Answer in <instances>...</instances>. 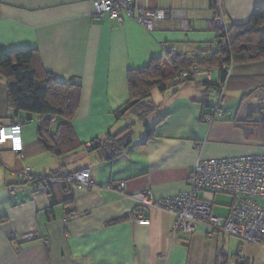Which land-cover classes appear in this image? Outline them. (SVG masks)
I'll return each mask as SVG.
<instances>
[{
    "label": "crops",
    "instance_id": "crops-1",
    "mask_svg": "<svg viewBox=\"0 0 264 264\" xmlns=\"http://www.w3.org/2000/svg\"><path fill=\"white\" fill-rule=\"evenodd\" d=\"M134 3L165 11L168 21L149 32L129 20L120 25L98 18L91 0H0V52L35 51L40 79L49 75L82 87L73 120L50 121L52 144L60 151L55 154L39 137V117L15 111L0 77V129L17 118L27 120L21 159L10 142L0 144V264H264L263 246L219 234L210 238L204 226L192 236L173 238L172 215L133 199L143 192L156 200L185 192L199 159L264 153V60L234 66L217 114L212 84L223 77L218 68L210 80L202 75L153 90L145 121L139 110L117 119L130 99L128 72L165 57L161 44L178 55L217 51L216 0ZM258 6L264 0H223L228 27L246 24ZM205 116H213L212 125ZM128 128L131 141L119 145L123 137L117 135ZM26 167L32 176L50 179L48 189L23 183ZM85 168L95 186L63 180ZM116 183H125L124 195L108 188ZM138 215L149 225H139ZM13 234L37 240L12 241Z\"/></svg>",
    "mask_w": 264,
    "mask_h": 264
},
{
    "label": "built area",
    "instance_id": "built-area-1",
    "mask_svg": "<svg viewBox=\"0 0 264 264\" xmlns=\"http://www.w3.org/2000/svg\"><path fill=\"white\" fill-rule=\"evenodd\" d=\"M95 15L98 18L107 17L122 25L126 20L132 21L149 32H154L167 22V15L163 10L146 11L135 6L134 0H91ZM217 1V12L214 18L215 27L227 33L229 30L223 12V0ZM223 46L228 39H223ZM166 53L165 44H161ZM173 55L175 52H171ZM204 52L195 53L201 57ZM227 77L223 82L214 84L218 93L215 114L220 112L222 101L226 95L227 86L232 76L234 65L224 66ZM212 71L194 65L182 71L175 81L187 79L190 76H205L211 79ZM204 121L212 125L213 116H205ZM26 123L23 118H17L11 127L0 129V144L10 142L12 151L21 159L22 155V126ZM88 148H93L88 144ZM200 149L201 146L196 147ZM23 183L32 182L36 190H46L49 181L31 175L30 167L22 171ZM63 180L76 186H95V180L90 168L76 173L66 174ZM111 191L124 195L125 183H116L108 187ZM10 191L15 193L16 188ZM216 195H229L236 200L229 216H215L211 201ZM142 208H158L173 216L171 234L173 238L192 236L199 226L206 227L213 234L234 237L245 243H255L264 247V153L229 157L221 159H199L188 177V189L171 198L156 200L151 192H143L133 196ZM139 225H149V221L142 215L135 220ZM12 241L31 243L37 240L35 235L20 236L13 234Z\"/></svg>",
    "mask_w": 264,
    "mask_h": 264
},
{
    "label": "trees",
    "instance_id": "trees-1",
    "mask_svg": "<svg viewBox=\"0 0 264 264\" xmlns=\"http://www.w3.org/2000/svg\"><path fill=\"white\" fill-rule=\"evenodd\" d=\"M216 31V52L207 49L202 51L204 54L201 57H196L195 54L189 56L173 55L166 48L165 57L153 60L146 68L129 71L130 99L123 108L117 111V119L122 118L132 110H139L141 119L145 121L152 112L151 107H145V102L151 98L152 91L155 89L163 91L168 82L178 86L179 84H175V81L179 74L194 65L202 69L207 67L206 69L211 71L216 68L220 69L223 73L220 82H223L227 77V72L223 69L224 66H229L231 63L234 66L244 65L264 60L263 6L255 7L246 24L233 26L229 28L227 33H223L217 28ZM224 38L228 39L225 48L222 42ZM35 58V51L32 50L0 52V77L6 80L11 106L16 112L38 116L41 141L49 151L60 154L57 147L52 144L56 135L51 130L50 121L52 118L62 123L73 120L80 105L82 87L76 84L58 82L49 75L45 79H40L35 69ZM194 77L190 76L180 81V84ZM146 127H148L147 124ZM131 136V128L119 133L117 138L123 137L119 145L129 143ZM113 139L112 134L107 135L108 141H113ZM98 148L106 149L100 144ZM114 157L115 154L110 153L108 160H113ZM42 179H46L50 183V179Z\"/></svg>",
    "mask_w": 264,
    "mask_h": 264
},
{
    "label": "rangeland",
    "instance_id": "rangeland-1",
    "mask_svg": "<svg viewBox=\"0 0 264 264\" xmlns=\"http://www.w3.org/2000/svg\"><path fill=\"white\" fill-rule=\"evenodd\" d=\"M226 97H227V94H226ZM30 115H32V114H30ZM141 128L143 129V127H141ZM136 130H137L136 131V134H137L138 129H136ZM235 202H236V200L232 196L216 195L215 199L213 201H211L210 203H211V206L213 207L214 215L224 217L226 214H228L229 210L234 206ZM219 235H222V234L219 233Z\"/></svg>",
    "mask_w": 264,
    "mask_h": 264
}]
</instances>
